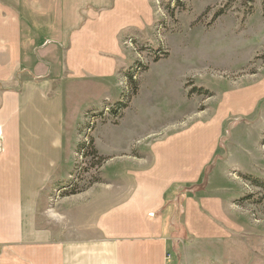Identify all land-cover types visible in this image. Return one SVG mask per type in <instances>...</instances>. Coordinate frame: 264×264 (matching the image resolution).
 Instances as JSON below:
<instances>
[{"label": "rangeland", "instance_id": "rangeland-1", "mask_svg": "<svg viewBox=\"0 0 264 264\" xmlns=\"http://www.w3.org/2000/svg\"><path fill=\"white\" fill-rule=\"evenodd\" d=\"M28 1L36 19L32 20L27 7L21 6L28 5L27 0H18L16 7L36 43L31 54L26 52L18 72L25 69L32 73L25 72L21 77L47 76L54 83L66 81L67 48L54 41L60 39L53 27L62 22L60 4L69 1ZM180 1L146 0L148 7L141 8L143 25L119 32L121 54L112 82L115 92L107 86L110 82L104 81L87 100L98 105L94 108L98 110H104L106 102L121 100L130 90L124 72L140 62L148 67L137 77V95L123 112L124 120L118 117L115 120L120 122L118 125L109 119L102 126V122H96L86 129L88 139L82 135L84 119H81L78 141L75 140L65 163L69 176L52 186L47 208H40L39 213L57 218L51 221L56 236L66 239L94 236V217L89 211L93 186L113 181L114 174L133 163L134 158H145L149 164L151 138H164L169 134L168 127L177 128L173 135L178 136L188 133L202 138L203 134L211 137L212 133L214 150L200 179L193 184L176 185L170 191L171 199L164 211L168 214L166 224L171 225L169 231L176 239L178 256L171 249L168 264H183L184 244L192 251L191 264H264V189L255 186L264 183L263 0ZM115 2L84 5L80 16L84 21L91 20L93 15L113 10ZM163 3L169 4L167 9ZM222 8L225 13L216 17ZM156 49L166 55L153 61L150 50ZM9 81L3 83L15 86V82ZM106 90L111 94L104 97ZM91 140L92 145L84 143ZM85 147L88 150L84 151ZM204 180L203 188H191ZM83 192L87 193L79 195ZM96 194L101 201L112 195ZM74 195L78 196L65 204L75 215L82 209L76 217L60 208L64 199ZM204 197L219 199L227 214V234H222L219 240L200 242L188 236L185 200L199 201ZM199 254L203 255L201 259Z\"/></svg>", "mask_w": 264, "mask_h": 264}, {"label": "crops", "instance_id": "crops-1", "mask_svg": "<svg viewBox=\"0 0 264 264\" xmlns=\"http://www.w3.org/2000/svg\"><path fill=\"white\" fill-rule=\"evenodd\" d=\"M68 1L60 4L62 22L53 28L60 39L54 41L67 48L64 60L69 77L54 83L47 76L21 77L25 72L32 74L18 70L36 42L16 7L18 0H0V82H15L11 90L0 92V264H168L176 240L164 211L170 191L200 179L214 150L212 133L211 137L202 133V138L188 133L178 136L173 135L177 128L168 127L164 138H151L149 164L145 158H134L114 174L113 181L93 186L89 211L94 217V236L61 238L51 227L57 218L40 216L52 186L69 176L65 163L78 141L84 112L98 106L87 98L104 81L115 92L119 32L140 25L141 8L148 7L146 0H116L113 10L84 21L80 8L103 6L108 0ZM28 5L21 6L36 19ZM96 192L112 195L101 201ZM75 196L60 205L74 217L82 209L75 215L65 202ZM226 219L219 199L185 200L184 223L188 236L196 241L219 240L227 234ZM193 259L184 244L183 264Z\"/></svg>", "mask_w": 264, "mask_h": 264}, {"label": "trees", "instance_id": "trees-1", "mask_svg": "<svg viewBox=\"0 0 264 264\" xmlns=\"http://www.w3.org/2000/svg\"><path fill=\"white\" fill-rule=\"evenodd\" d=\"M175 1H177V3L178 2L181 3L180 0H175ZM162 6L166 8V7L169 6V4H167V3L164 4L163 3ZM263 7H264V0H263ZM225 11L226 10L224 8H222L221 10H219L217 12L216 17H219L220 15H223L225 13ZM150 51H152V55L151 56L153 58V61H158L163 56L166 55V52H164L163 50L161 52H160L159 49L150 50ZM147 67H148L147 65H144V64H141L140 62H137L134 67H132L130 70H127V71L124 72V75L127 78L126 79L127 85L130 88V90L126 94H123L122 99L117 101V102H115L114 106L111 107L110 111H111L112 115L120 117V118L123 116V112L125 111L126 108H128L132 97L137 95L138 88H139V80H138L139 78H137V77L140 76L143 72H145L147 70ZM10 81H11V79H10ZM12 88L13 87L9 86L8 83L7 84L0 83V89L3 90V91L11 90ZM114 123L116 124V121ZM89 144H91V145L93 144L92 140L90 141ZM79 145L81 146V144H79ZM86 148L87 147H85V149ZM86 150H88V148ZM205 178H206V176H205ZM205 182H206V180H204L202 184H200L198 186H192L191 188H193V187L203 188L205 186L204 185ZM258 183L255 186L261 187V188L264 189V183L263 182H258ZM172 249L174 251V254H176V256H178V250H177L175 241H173V243H172Z\"/></svg>", "mask_w": 264, "mask_h": 264}, {"label": "built area", "instance_id": "built-area-1", "mask_svg": "<svg viewBox=\"0 0 264 264\" xmlns=\"http://www.w3.org/2000/svg\"><path fill=\"white\" fill-rule=\"evenodd\" d=\"M115 103H107L106 102V107L104 110H98V109H90L88 111H86L83 115V122H82V135L84 134V136L89 137V135L87 136L86 134V129H90L91 127H93L95 125L96 122H102L104 123L106 120H117V116H114L111 114V107L114 106ZM84 125V126H83ZM84 127V128H83ZM87 143L86 145H89V142H84ZM85 151V148H83Z\"/></svg>", "mask_w": 264, "mask_h": 264}]
</instances>
